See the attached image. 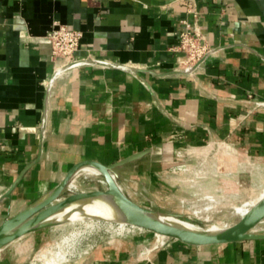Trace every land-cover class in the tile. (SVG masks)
Returning <instances> with one entry per match:
<instances>
[{
    "label": "crops",
    "instance_id": "crops-1",
    "mask_svg": "<svg viewBox=\"0 0 264 264\" xmlns=\"http://www.w3.org/2000/svg\"><path fill=\"white\" fill-rule=\"evenodd\" d=\"M185 21L211 50L191 73L179 71ZM55 23L81 32L75 59L107 65L52 78L64 62L51 61L45 38ZM256 101L264 102V0H0V224L85 161L119 164L122 192L157 213L209 204L238 215L234 207L264 189ZM82 171L71 193L100 176ZM27 247L0 264H19ZM68 264H264V239L166 238L149 249L114 239Z\"/></svg>",
    "mask_w": 264,
    "mask_h": 264
},
{
    "label": "water",
    "instance_id": "water-1",
    "mask_svg": "<svg viewBox=\"0 0 264 264\" xmlns=\"http://www.w3.org/2000/svg\"><path fill=\"white\" fill-rule=\"evenodd\" d=\"M119 164L105 166L95 161H85L74 165L63 180L38 202L28 206L17 215L5 218L0 224V250L16 238L59 224L48 220L56 211L69 205L97 197L112 200L127 225L146 230L157 235L179 240L189 245H211L264 239V231L254 229L264 220V197L242 216L235 224L222 228L215 234H206L185 228L173 221H163V214L144 208L126 196L116 180L114 168ZM94 169L104 180L105 188L81 191L65 195L67 185L75 180L76 174L84 169ZM13 187L1 198H10ZM176 217V216H173Z\"/></svg>",
    "mask_w": 264,
    "mask_h": 264
},
{
    "label": "rangeland",
    "instance_id": "rangeland-1",
    "mask_svg": "<svg viewBox=\"0 0 264 264\" xmlns=\"http://www.w3.org/2000/svg\"><path fill=\"white\" fill-rule=\"evenodd\" d=\"M99 180H103V178L101 176H98L96 178L89 176L87 182L84 185L78 184V190L91 191L101 189V184L99 183ZM71 190H74V186ZM70 193L71 192L67 190L65 195H68ZM88 201L89 199L79 203L85 204ZM79 203H75V205L70 207L69 209L83 206L79 205ZM244 204L235 206L233 209L234 212L235 208L237 207L244 208L245 206V209L251 208L249 205L246 206V203ZM207 206H209V204L204 205L202 208L198 207L194 209V211H198V213L196 214L185 213L179 217H173L171 215L166 216L173 217V220L176 222L190 225L196 231H203L208 227V225L212 223H216L221 227H228L238 222L239 219L242 217L238 215H232L229 212L231 210H228V212L216 211L215 208L212 209V205V207H210L209 209H205ZM81 221L83 220H77L75 224L66 227L65 229H61V227L65 226L66 224L59 223L55 226L42 229L40 231L41 233H31L28 235H24L23 237H21V239L13 241L12 243L8 244L6 247L1 249L0 261L5 256H7V254L14 255V248H18V246L19 248L28 246L27 249L22 250L21 252H19V254L15 255V259L18 260L19 264H38L35 263V259L33 257H35L40 251H42L46 247L52 246L54 242L62 236H68V234H71L72 232H76V234H74L72 242L69 243L70 245H67V261L65 262V264L80 259L82 256L86 255L87 252L94 246L106 243L110 240L127 239L133 242H137L138 244L149 249L152 247H157L161 243V241H164L167 238H163V236L157 235L146 230L138 229L135 227L133 228V226L130 225L123 226L124 229L118 232V225L116 222H112L111 220H109L108 222L112 223L109 224L108 222H106L107 220L102 218H99L97 220L99 222L93 223L92 226H89V224L83 223ZM254 230L256 232L262 230L264 231V220L259 225H257Z\"/></svg>",
    "mask_w": 264,
    "mask_h": 264
},
{
    "label": "bare ground",
    "instance_id": "bare-ground-1",
    "mask_svg": "<svg viewBox=\"0 0 264 264\" xmlns=\"http://www.w3.org/2000/svg\"><path fill=\"white\" fill-rule=\"evenodd\" d=\"M87 171H91L89 173V175H91V174L93 175L95 173H96V175L98 174L92 168L84 169L82 171V173L87 172ZM75 182H76V180L71 181L67 185L66 190H69L71 185H73ZM238 184H239V182H238ZM263 197H264V189L260 191V193L258 194L257 197H255L251 201L245 202L246 206L249 205L252 208ZM79 202H82V201H79ZM79 202H75V203H79ZM75 203H73V204L75 205ZM73 204L69 205L66 208H63V209L56 211L55 213H53L52 215L49 216L48 220H53V221H56V222L61 223V224H66L65 226H62L61 229H63V228L65 229L66 227H69V226L75 224V222H77V220H83L81 222L87 223V224H89V226H92L93 223L99 222V221H97L99 218L107 220L106 222H108L109 220H111L112 222H116L118 225V230H117L118 232L121 231L122 229H124L123 226L127 225L123 222L122 215H121L120 211L118 210L117 206L115 205V203L108 198L97 197V198L89 199V201L85 204L79 203V205H83V206H80L78 208L69 209L70 207L74 206ZM251 208L245 209V206H244V208L237 207V208H235V213L241 217V216H244L245 214H247L251 210ZM196 213H198V211L192 212V214H196ZM160 219L163 221H170V222L173 221V222L178 223L179 225H181L185 228L195 230L190 225L174 221L173 217H169V216L164 215L163 217H160ZM108 223L110 224L111 222H108ZM135 228H137V227H135ZM222 228H225V226L221 227V226L217 225L216 223H212V224L208 225V227L206 229H204L203 232L211 235V234H215V233L219 232ZM138 229H140V228H138ZM74 234H76V232H72L71 234H68V236H62L57 241H55L52 246L46 247L45 249L40 251L38 254L36 253L37 255L35 257H33L35 259V263H38V264H65V262L67 261V245L72 242V239L74 238ZM21 237H23V236H21ZM21 237L16 238L14 241L21 239ZM18 248H19V246H18Z\"/></svg>",
    "mask_w": 264,
    "mask_h": 264
},
{
    "label": "built area",
    "instance_id": "built-area-1",
    "mask_svg": "<svg viewBox=\"0 0 264 264\" xmlns=\"http://www.w3.org/2000/svg\"><path fill=\"white\" fill-rule=\"evenodd\" d=\"M185 29L180 32L179 44L177 49L185 54L183 67L180 68L182 73H191L205 58L211 50L202 42V35L196 27L188 22H183ZM81 32L70 29L62 24L55 23L53 28L46 33L45 38L49 41L51 52L50 59L56 63L61 59L64 62L56 67L52 78H57L62 72L71 68L85 64L107 65L101 60L75 59L74 53L78 49L81 39ZM114 67L127 69V66L115 65ZM255 107H264V102H254ZM103 180H99L101 184Z\"/></svg>",
    "mask_w": 264,
    "mask_h": 264
}]
</instances>
